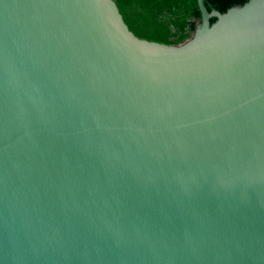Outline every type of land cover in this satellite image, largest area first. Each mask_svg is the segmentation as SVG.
<instances>
[{
    "label": "water",
    "instance_id": "1",
    "mask_svg": "<svg viewBox=\"0 0 264 264\" xmlns=\"http://www.w3.org/2000/svg\"><path fill=\"white\" fill-rule=\"evenodd\" d=\"M197 3L0 0V264H264V0Z\"/></svg>",
    "mask_w": 264,
    "mask_h": 264
},
{
    "label": "trees",
    "instance_id": "2",
    "mask_svg": "<svg viewBox=\"0 0 264 264\" xmlns=\"http://www.w3.org/2000/svg\"><path fill=\"white\" fill-rule=\"evenodd\" d=\"M122 19L136 36L177 44L191 36L201 20L197 0H114ZM247 0H203L208 11L224 12ZM216 19L209 18L210 22Z\"/></svg>",
    "mask_w": 264,
    "mask_h": 264
}]
</instances>
